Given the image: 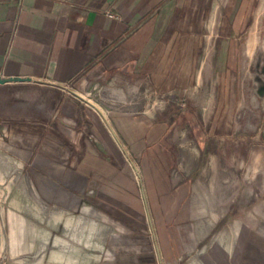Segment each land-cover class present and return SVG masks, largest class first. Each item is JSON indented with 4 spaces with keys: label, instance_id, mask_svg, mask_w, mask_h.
<instances>
[{
    "label": "crops",
    "instance_id": "obj_1",
    "mask_svg": "<svg viewBox=\"0 0 264 264\" xmlns=\"http://www.w3.org/2000/svg\"><path fill=\"white\" fill-rule=\"evenodd\" d=\"M96 84L112 101L143 109L151 108L147 97L135 96L146 86L158 90L161 111L112 118L115 131L107 123L108 132L99 118L85 117L74 97L84 99ZM253 109L264 127V0H0V125L21 127V135L41 143L38 172L79 175L85 183L92 174L124 171V144L143 168L145 201L158 206L165 224L177 212L181 220L211 214L219 221L217 204L205 207L203 190L195 197V189L206 188L205 174H215L207 161H217L214 145L241 159L252 153L232 147L242 112L245 119ZM63 112L82 130L79 149L66 145L67 167L49 162L66 153ZM49 142L57 147H46ZM258 153L264 158V149ZM177 156L180 181L173 184ZM200 162L208 164L197 171ZM260 174L262 194L264 167ZM219 190L211 201L230 196L224 186ZM230 206L233 222L254 214L263 223L256 238L241 241L234 264H264V198L254 209L243 203L237 215V203ZM234 228L217 241L228 254L225 239ZM193 232L187 227L190 241Z\"/></svg>",
    "mask_w": 264,
    "mask_h": 264
},
{
    "label": "rangeland",
    "instance_id": "obj_2",
    "mask_svg": "<svg viewBox=\"0 0 264 264\" xmlns=\"http://www.w3.org/2000/svg\"><path fill=\"white\" fill-rule=\"evenodd\" d=\"M81 95L84 99L73 96L85 117L92 121L99 118L109 132L107 123L114 130L112 118L124 120L132 115H155L161 111L163 94L144 87L135 98L147 97L151 106L148 109L112 101L100 84ZM86 100L101 107L104 116ZM259 113V109L247 111L244 119L242 112L234 135L235 152L251 148L252 153L241 159L233 157V151L225 150L224 144L214 145V152L219 154L217 161L214 157H208L207 161L215 166V174H205L204 183L208 185L205 188L202 184L200 189L199 184L195 189V197L203 190L205 207L217 204L220 220L212 221L211 214L181 220L177 212L173 222L167 224L158 206L145 201L140 181L144 177L143 168L124 144L121 143L127 170L92 174L84 183L79 175L38 172L37 164L42 159L37 158V152H43L41 143L23 136V132L21 135V127L0 125V264H234L241 241L249 236L256 238L263 226L254 214L247 222H233L227 214L233 207L228 209V205L237 203V215L243 203L254 209L264 198V191L260 192L264 158L258 153L264 149V127L257 117ZM59 122V131L67 139L60 146L66 153L56 155L49 162L67 167L71 154L66 145L79 149L82 130L70 113L63 112ZM46 144L53 150L57 147L56 143ZM179 158L172 166L173 184L180 181ZM207 164L198 163L197 171ZM212 176L215 180L208 181ZM135 185H140V190H133ZM223 186L230 196L225 201H211V194ZM187 200L182 203L183 208L190 202ZM180 208L178 205L177 211ZM189 226L191 229L194 226L191 241L187 238ZM229 227H235V232L225 239L230 248L228 254L217 241L224 240L222 232Z\"/></svg>",
    "mask_w": 264,
    "mask_h": 264
}]
</instances>
